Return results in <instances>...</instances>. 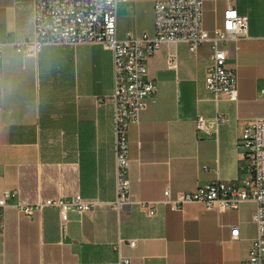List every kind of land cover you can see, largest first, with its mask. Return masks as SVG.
<instances>
[{"label":"crops","instance_id":"obj_1","mask_svg":"<svg viewBox=\"0 0 264 264\" xmlns=\"http://www.w3.org/2000/svg\"><path fill=\"white\" fill-rule=\"evenodd\" d=\"M155 1L122 2L118 36H153ZM230 7L249 19L248 37L226 45L228 66L237 73V100L206 88L211 41L195 52L184 43L162 44L149 60L157 95L129 132L131 191L139 199L161 200L167 187L175 196L216 179L239 178L242 130L252 118L264 117V0H203L210 35L223 26ZM33 15V0H0V42L32 37ZM170 52L177 61L169 66ZM113 91V52L100 44L45 45L30 57L6 47L0 65V197L7 189H18L28 203L80 193L96 204L73 214L66 227L54 208L33 215L2 208L0 264H117L120 256L130 264H243L258 233L254 201L222 212L196 201L180 210L160 203L152 216L138 205L124 213L111 206L117 198ZM218 113L226 120L217 135L200 137L197 116ZM233 226L240 229L237 238Z\"/></svg>","mask_w":264,"mask_h":264},{"label":"built area","instance_id":"obj_2","mask_svg":"<svg viewBox=\"0 0 264 264\" xmlns=\"http://www.w3.org/2000/svg\"><path fill=\"white\" fill-rule=\"evenodd\" d=\"M126 0H33L34 35L23 41L9 37L0 42V65L5 49L11 46L24 56H36L45 45L100 44L113 52L114 58V131L117 172V198L111 206L119 213L133 205L155 215L160 203L172 210H180L187 202L196 201L207 209L220 212L238 208L242 202L254 201L257 205L254 221L257 237L253 241L249 258L243 264H264V117L252 118L243 128L239 138L242 150L241 173L237 181L216 179L206 182L194 191L179 192L175 196L167 187L161 200L150 201L137 198L131 191L129 132L132 124L139 123L148 99L155 98L157 83L149 75V60L162 44L184 43L191 52L211 41L213 53L206 69V88L215 96L230 100L238 99L237 73L228 66L229 41L248 37V16L230 7L224 13L222 27L213 35L203 23V0H156L154 4L155 34L119 37L117 32L118 8ZM231 25V27H229ZM177 61L175 52L168 54V64ZM264 95V87L261 89ZM226 115L218 113L208 118L203 115L195 120L200 137L217 135L218 126ZM207 168V167H205ZM96 202L80 193L70 196L41 198L28 203L21 200L18 189H7L0 197V224L3 223L2 208L12 205L28 215L44 208L57 209L63 227L73 214L91 211ZM239 227L233 226L231 235L239 236ZM123 242L121 239L117 248ZM135 247V239L128 240ZM117 264H130V258L120 256Z\"/></svg>","mask_w":264,"mask_h":264},{"label":"snow or ice","instance_id":"obj_3","mask_svg":"<svg viewBox=\"0 0 264 264\" xmlns=\"http://www.w3.org/2000/svg\"><path fill=\"white\" fill-rule=\"evenodd\" d=\"M229 27H231V25H229Z\"/></svg>","mask_w":264,"mask_h":264}]
</instances>
